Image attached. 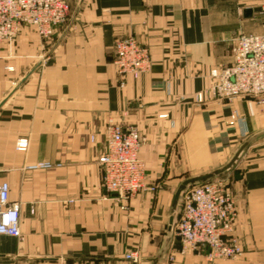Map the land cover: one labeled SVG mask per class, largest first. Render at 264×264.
<instances>
[{"label": "crops", "instance_id": "0c3cea01", "mask_svg": "<svg viewBox=\"0 0 264 264\" xmlns=\"http://www.w3.org/2000/svg\"><path fill=\"white\" fill-rule=\"evenodd\" d=\"M67 2L68 19L52 37L23 26L0 42V184L9 183L21 211V236L0 234V264H151L178 186L222 167L264 130V103L216 98L210 75L233 62L237 37L264 32L263 0ZM130 36L150 50L152 64L121 86L115 47ZM110 122L139 129L140 158L156 191L123 200L103 188L98 157ZM23 138L29 144L19 150ZM260 138L224 173L243 255L210 261L207 250L183 251L173 235L159 264H264ZM44 161L60 165L28 168ZM130 252L140 260L126 259Z\"/></svg>", "mask_w": 264, "mask_h": 264}, {"label": "built area", "instance_id": "2783aa9c", "mask_svg": "<svg viewBox=\"0 0 264 264\" xmlns=\"http://www.w3.org/2000/svg\"><path fill=\"white\" fill-rule=\"evenodd\" d=\"M67 0H0V42L13 40L23 26L32 27L43 39L53 36L69 16ZM264 15V0L261 5ZM233 62L213 68L212 94L219 99L255 98L264 102V32L241 34L233 47ZM114 64L121 77V86L127 76L139 77L151 68L150 50L135 37L118 39ZM199 99L202 97L199 96ZM237 112L232 117L236 118ZM105 148L98 157L101 165L102 186L119 199L128 200L145 190L156 191L157 186L147 183L140 149L144 137L133 126L108 123ZM94 141L95 136H91ZM28 139H20L17 149L25 150ZM60 164L47 161L34 163L28 168H52ZM10 185L0 184V234L20 237L21 211L9 200ZM236 215L235 201L228 181L224 178L189 187L182 195L176 224V235L183 251L209 249L212 259L236 258L243 254L239 239L231 232ZM128 260L139 261L136 252L126 255ZM56 264H84L59 258Z\"/></svg>", "mask_w": 264, "mask_h": 264}, {"label": "water", "instance_id": "95a60500", "mask_svg": "<svg viewBox=\"0 0 264 264\" xmlns=\"http://www.w3.org/2000/svg\"><path fill=\"white\" fill-rule=\"evenodd\" d=\"M24 80H22L23 82ZM1 107V104H0ZM264 136V130L259 131L252 136H250L248 139L244 141V143L237 149V151L234 153L232 158L222 167H219L217 169L189 177L185 179L177 188L176 193L174 195V199L172 202L171 210H170V215H169V220H168V226H167V231H166V239L163 244V246L160 248L158 253L156 254L155 257L151 258V264H159L161 259L164 257L169 244L171 243V240L174 235L175 231V224H176V218L179 210V204L181 200V196L183 192L188 188V186L197 184V183H203L208 180L217 178L222 176L225 172L229 171L232 169L237 162L239 161L240 157L244 153V151L252 144L254 143L258 138Z\"/></svg>", "mask_w": 264, "mask_h": 264}, {"label": "rangeland", "instance_id": "374dc122", "mask_svg": "<svg viewBox=\"0 0 264 264\" xmlns=\"http://www.w3.org/2000/svg\"><path fill=\"white\" fill-rule=\"evenodd\" d=\"M251 99H253V98H251ZM255 99V98H254ZM264 99V98H263ZM256 101H258L259 102V104H263L261 101H259V99H255ZM264 138V136L263 137H261L260 139H263ZM233 169V168H232ZM232 169H230L229 171H227V172H225V173H230L231 171H232ZM229 174H223L222 176H220L221 178H224L226 181H228V185H229V188H230V191H231V193H232V190H231V179H230V177L228 176ZM220 177H217V178H220ZM217 178H214V179H211V180H215V179H217ZM211 180H208V181H211ZM207 182V181H206ZM204 183V182H203ZM198 184H201V183H197V184H193V185H190V186H188V188L189 187H191V186H194V185H198ZM187 188V189H188ZM186 189V190H187ZM185 190V191H186ZM184 191V192H185ZM183 192V193H184ZM183 195V194H182ZM232 196H233V198H234V201H235V197H234V195H233V193H232ZM181 200H182V196H181ZM181 200H180V204H181ZM180 204H179V210H178V214H177V218H176V224H177V220H178V215H179V211H180ZM235 208H236V215H235V219H234V225H233V230H232V232H231V235H233V236H235V237H237L236 235H235V224H236V220H237V215H238V209H237V205H236V201H235ZM176 224H175V231H174V235H175V237L177 236L176 235ZM178 237V236H177ZM238 238V237H237ZM239 239V238H238ZM240 241V240H239ZM241 243V242H240ZM242 245V244H241ZM243 247V246H242ZM203 250H207V254H206V256H207V258L210 260V261H214V260H217L216 258L215 259H210L209 257H208V254H209V249H207V248H202ZM202 249H199V250H202ZM243 252H244V250H243ZM137 254H138V252H136ZM128 254V253H127ZM126 254V255H127ZM243 255V254H242ZM242 255H240V256H238V257H241ZM138 256H139V258H140V255L138 254ZM126 257V256H125ZM238 257H236V258H238ZM236 258H226V259H230V260H233V259H236ZM127 259V258H126ZM219 259H222V258H219ZM140 260V259H139ZM134 262V261H133Z\"/></svg>", "mask_w": 264, "mask_h": 264}]
</instances>
